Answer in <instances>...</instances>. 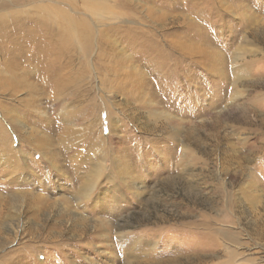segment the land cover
<instances>
[{
	"label": "rangeland",
	"instance_id": "1",
	"mask_svg": "<svg viewBox=\"0 0 264 264\" xmlns=\"http://www.w3.org/2000/svg\"><path fill=\"white\" fill-rule=\"evenodd\" d=\"M0 264H264V0H0Z\"/></svg>",
	"mask_w": 264,
	"mask_h": 264
},
{
	"label": "bare ground",
	"instance_id": "2",
	"mask_svg": "<svg viewBox=\"0 0 264 264\" xmlns=\"http://www.w3.org/2000/svg\"><path fill=\"white\" fill-rule=\"evenodd\" d=\"M68 23V19L67 18H64V24ZM51 25H49L48 27H50ZM54 26V25H53ZM55 27V26H54ZM69 27V26H68ZM53 28V27H51ZM55 30V29H54ZM68 30H70L68 28ZM57 35H58V39L62 40L61 42H64V41H72V34L70 32H67V31H57ZM67 32V33H66ZM247 35V34H246ZM191 35L189 34L188 35V38L190 37ZM245 37V36H244ZM248 37V36H247ZM57 38V36H56ZM178 41V40H177ZM169 42V41H168ZM170 45H173L177 50V53H180L181 54V58L184 62V64H189L190 62L192 63L191 61V58H193V53H195V51H193V48H191L189 45H187L186 42H183V41H179V44H177L176 42L174 41H170ZM159 49H162L161 46L158 47ZM165 48V47H164ZM197 53V52H196ZM199 54V52H198ZM190 65V64H189ZM178 70H172V72H174L175 74L180 72V70H183L184 71V67L182 66V68H177ZM181 73V72H180ZM137 98V97H136ZM138 100V98H137ZM146 112H144L145 114H143V116L145 117L146 116V119H148L149 121L151 120H154L155 122H158L159 120L161 121V124H159L161 128H169L167 131L168 135L171 137V135L173 134H181L182 132V127H184V123L182 125V127H179L180 126V122H179V119L169 115L168 113H165L164 111H160L158 112L157 110H154L152 111L151 109H148V108H143ZM110 114L108 112V116L109 117ZM99 117V116H98ZM112 119V118H111ZM144 120V119H143ZM144 122V121H143ZM149 123V122H148ZM159 123V122H158ZM145 125V123H144ZM108 134L107 136H113L114 135V132H115V128H116V125H115V122H113V120H110L109 119V125H108ZM144 128V127H143ZM149 128V127H148ZM151 128V127H150ZM154 128V127H153ZM118 130V129H117ZM116 135V134H115ZM177 136V135H176ZM173 137V136H172ZM104 138V137H103ZM112 143V142H111ZM110 143V144H111ZM115 160V159H114ZM112 162V161H111ZM114 162V161H113ZM116 163V162H115ZM115 165V164H114ZM116 167V166H115ZM179 167V166H178ZM118 170V169H117Z\"/></svg>",
	"mask_w": 264,
	"mask_h": 264
}]
</instances>
